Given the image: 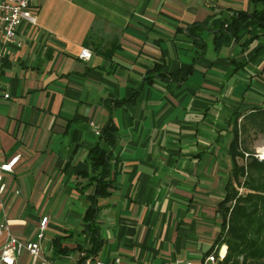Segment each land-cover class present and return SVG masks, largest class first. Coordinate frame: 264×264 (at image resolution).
Segmentation results:
<instances>
[{
    "label": "crops",
    "instance_id": "crops-1",
    "mask_svg": "<svg viewBox=\"0 0 264 264\" xmlns=\"http://www.w3.org/2000/svg\"><path fill=\"white\" fill-rule=\"evenodd\" d=\"M254 6L33 0L36 23H19L0 64V164L16 157L0 169V222L34 240L47 216L41 254L57 264L77 262L75 246L88 244L80 187L99 142L111 150L113 185L98 199L103 243L94 258L197 262L219 231L218 202L233 162L242 160L229 151L234 114L264 103V30H241L215 48L210 29ZM195 21L204 25L202 42L187 34ZM82 47L91 50L88 59L79 56ZM108 121L112 146L100 136ZM240 137L244 149L254 147L252 128ZM67 233L70 250L54 252L52 238ZM17 264L41 263L25 251Z\"/></svg>",
    "mask_w": 264,
    "mask_h": 264
},
{
    "label": "trees",
    "instance_id": "trees-1",
    "mask_svg": "<svg viewBox=\"0 0 264 264\" xmlns=\"http://www.w3.org/2000/svg\"><path fill=\"white\" fill-rule=\"evenodd\" d=\"M251 2L256 5L251 10L237 9L225 19L212 25L210 30L215 48L236 37L241 30L250 31L252 27L264 30V0H251ZM203 26L200 21L192 22L186 28L187 34L202 42L200 32ZM122 101L114 100V104ZM239 116V123H237ZM248 128H252L254 134L264 135V103L251 106L243 113L237 111L234 114L229 148L231 156H242L244 148L240 144V134ZM114 130V125L109 121L100 130V136L110 146L115 142ZM110 154L111 150L108 147L97 142L88 152L91 165L88 181L84 185L78 182L79 187L82 185L80 191L84 193L88 201L83 213L84 227L82 230L88 235V244L82 246L78 243L75 246L80 251L78 263L82 262L86 256L95 257L103 243L97 219L98 199L107 195L113 185ZM90 184H93V190L87 192L86 186ZM236 185L241 186L243 190L238 191ZM83 186L86 188L83 189ZM224 189V196L218 202L222 215L220 228L204 254L220 243H224L226 251L219 264H264V159L258 160L248 155L242 158L241 163L233 162L231 175L226 180ZM69 235L71 233L57 234L52 238L54 252L62 254L70 250L63 244Z\"/></svg>",
    "mask_w": 264,
    "mask_h": 264
},
{
    "label": "built area",
    "instance_id": "built-area-1",
    "mask_svg": "<svg viewBox=\"0 0 264 264\" xmlns=\"http://www.w3.org/2000/svg\"><path fill=\"white\" fill-rule=\"evenodd\" d=\"M33 0H0V64L3 58L5 46L16 41V29L22 20H27L31 24L36 23V14L32 11ZM91 50L88 47H82L79 56L88 59L91 56ZM9 94L5 93L7 97ZM96 133H99V128L96 127ZM263 145L256 147L250 154L244 152L245 155H252L258 160L264 159V152L261 150ZM245 158V157H244ZM16 157L7 162L0 164V169H10ZM2 175L0 173V179ZM3 184H0V188ZM47 216H42L39 221V227L36 234V239L27 240L16 236L9 228V226L0 222V238L5 234V239L0 247V264H17V261L23 252H28L34 259H39L41 264H57L55 261L41 254V239L44 237L45 229L47 227ZM225 244L220 243L215 246L213 250L203 254L193 262L190 259L176 258L174 264H219L220 260L225 254ZM82 254L84 252H81ZM116 262L119 258H115ZM103 261L99 258L86 256L85 259L73 264H102Z\"/></svg>",
    "mask_w": 264,
    "mask_h": 264
},
{
    "label": "rangeland",
    "instance_id": "rangeland-1",
    "mask_svg": "<svg viewBox=\"0 0 264 264\" xmlns=\"http://www.w3.org/2000/svg\"><path fill=\"white\" fill-rule=\"evenodd\" d=\"M253 138H254V142H253L254 143V147H252L251 149H243V151H242L243 153H242L241 159L242 158L244 159V157L247 156V155L244 154V152H249L250 154H252V152L255 150L256 147H259L261 145H263L262 147H264V135H262L261 133H255ZM241 139H242V137H241ZM240 144H241V147L243 148L244 145L242 143V140H240ZM241 162H242V160L240 161V163ZM236 187H237L238 191H242L243 190V188L241 186L236 185ZM225 251H226V246H225Z\"/></svg>",
    "mask_w": 264,
    "mask_h": 264
},
{
    "label": "bare ground",
    "instance_id": "bare-ground-1",
    "mask_svg": "<svg viewBox=\"0 0 264 264\" xmlns=\"http://www.w3.org/2000/svg\"><path fill=\"white\" fill-rule=\"evenodd\" d=\"M261 150L264 152V147H261Z\"/></svg>",
    "mask_w": 264,
    "mask_h": 264
}]
</instances>
